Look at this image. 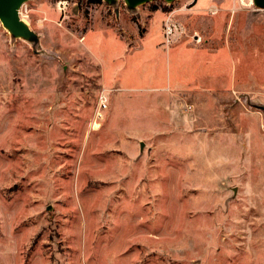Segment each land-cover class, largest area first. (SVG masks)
<instances>
[{
	"label": "rangeland",
	"instance_id": "obj_1",
	"mask_svg": "<svg viewBox=\"0 0 264 264\" xmlns=\"http://www.w3.org/2000/svg\"><path fill=\"white\" fill-rule=\"evenodd\" d=\"M59 1L25 4L35 48L0 22V264H264V10ZM158 8L216 39L187 89H151Z\"/></svg>",
	"mask_w": 264,
	"mask_h": 264
},
{
	"label": "crops",
	"instance_id": "obj_2",
	"mask_svg": "<svg viewBox=\"0 0 264 264\" xmlns=\"http://www.w3.org/2000/svg\"><path fill=\"white\" fill-rule=\"evenodd\" d=\"M214 1L215 0H210L209 2H204V4L199 6L196 4L190 13H183L182 16H184V20H186L189 15L192 16L193 12L197 13L196 15L193 14L189 21H184L183 19L179 20L182 23L184 21L186 24H192V26H194L199 21V13L204 12V8L213 4ZM223 4L228 6L229 3L226 4L224 1ZM227 9L228 8H225L223 10L224 13L219 14L216 19L212 20L214 22V29H219L222 26L223 31H225ZM159 12L162 13V18L161 24L159 25L160 41L156 44V49L162 54V56L165 57L164 63H166V65H164V69L161 71V77H157L160 81L158 82L156 80V83L151 89L155 91L187 89L195 83L202 81L206 76H209L208 74H210L211 68L205 69V66L208 65L210 67L212 65V59L210 58L211 53L208 51L207 45L210 40L216 39H213V35L211 33L205 37V42L200 44L196 42L195 37L193 38L187 34L181 35L178 33L168 43L166 39L168 13L164 14L160 8L155 9V14ZM173 16L175 18L180 15H176L175 13ZM176 20L181 23L178 19ZM163 21L165 26L162 25Z\"/></svg>",
	"mask_w": 264,
	"mask_h": 264
},
{
	"label": "water",
	"instance_id": "obj_3",
	"mask_svg": "<svg viewBox=\"0 0 264 264\" xmlns=\"http://www.w3.org/2000/svg\"><path fill=\"white\" fill-rule=\"evenodd\" d=\"M31 0H0V22L14 39H22L31 43L34 48L39 44V36L30 26L21 19L19 10ZM110 7H115L119 1H123L127 9L135 11L138 7L156 1L173 4L177 0H102ZM258 10H264V0H252ZM259 109L264 112V106Z\"/></svg>",
	"mask_w": 264,
	"mask_h": 264
},
{
	"label": "built area",
	"instance_id": "obj_4",
	"mask_svg": "<svg viewBox=\"0 0 264 264\" xmlns=\"http://www.w3.org/2000/svg\"><path fill=\"white\" fill-rule=\"evenodd\" d=\"M194 1H195V0H193V2H194ZM251 1H252V0H251ZM252 3H253V2H252ZM67 4H68V1H65V0H63V1L61 0V1H59V3H58L59 8H62L61 10L65 9L66 6H67ZM24 9H25V10H24ZM208 10H209L211 13H217V12H218V9L215 8V6H211V7H209ZM28 14H29V12H28V10H27V8H26V5L24 4V5L21 7V9L19 10V15H20L21 19L24 20L25 18L28 17ZM180 31H181V28H180L179 24L173 21V19H172V14H170L169 17H168V20H167V24H166V39H167V42L169 43V42L171 41V39H172L174 36H176V34H178V32H180ZM105 98H106L105 96H102V97H101V103H102V104H101V107H102L103 109L106 108V104H105L106 99H105ZM101 107H100V109H101ZM97 117H98L99 119L102 118V114H101V112H99V114H97Z\"/></svg>",
	"mask_w": 264,
	"mask_h": 264
},
{
	"label": "trees",
	"instance_id": "obj_5",
	"mask_svg": "<svg viewBox=\"0 0 264 264\" xmlns=\"http://www.w3.org/2000/svg\"><path fill=\"white\" fill-rule=\"evenodd\" d=\"M92 2H95V3H102L103 1L102 0H91Z\"/></svg>",
	"mask_w": 264,
	"mask_h": 264
}]
</instances>
